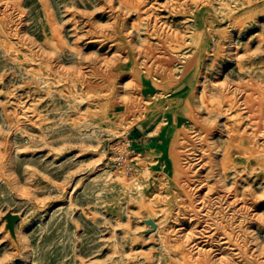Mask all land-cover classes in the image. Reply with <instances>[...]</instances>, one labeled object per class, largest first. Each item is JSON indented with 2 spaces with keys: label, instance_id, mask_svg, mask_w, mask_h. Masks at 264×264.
I'll list each match as a JSON object with an SVG mask.
<instances>
[{
  "label": "rangeland",
  "instance_id": "rangeland-1",
  "mask_svg": "<svg viewBox=\"0 0 264 264\" xmlns=\"http://www.w3.org/2000/svg\"><path fill=\"white\" fill-rule=\"evenodd\" d=\"M0 264H264V0H0Z\"/></svg>",
  "mask_w": 264,
  "mask_h": 264
},
{
  "label": "built area",
  "instance_id": "built-area-1",
  "mask_svg": "<svg viewBox=\"0 0 264 264\" xmlns=\"http://www.w3.org/2000/svg\"><path fill=\"white\" fill-rule=\"evenodd\" d=\"M114 155L112 156L113 162L118 168L124 169L126 172H131L134 169L133 161L129 155L124 152H118L114 149Z\"/></svg>",
  "mask_w": 264,
  "mask_h": 264
},
{
  "label": "water",
  "instance_id": "water-1",
  "mask_svg": "<svg viewBox=\"0 0 264 264\" xmlns=\"http://www.w3.org/2000/svg\"><path fill=\"white\" fill-rule=\"evenodd\" d=\"M9 218H10V222H11V223H14V221H16V220L18 219V216H16V215H11V216H9Z\"/></svg>",
  "mask_w": 264,
  "mask_h": 264
},
{
  "label": "bare ground",
  "instance_id": "bare-ground-1",
  "mask_svg": "<svg viewBox=\"0 0 264 264\" xmlns=\"http://www.w3.org/2000/svg\"><path fill=\"white\" fill-rule=\"evenodd\" d=\"M183 254L186 255V257H187V253H185V251H183ZM206 259H207V258H206ZM207 260H208V259H207ZM208 261H209V260H208Z\"/></svg>",
  "mask_w": 264,
  "mask_h": 264
}]
</instances>
